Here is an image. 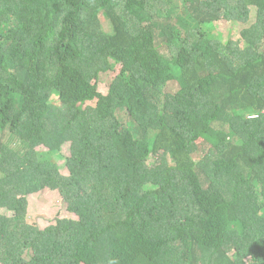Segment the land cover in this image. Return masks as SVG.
I'll list each match as a JSON object with an SVG mask.
<instances>
[{
  "label": "trees",
  "instance_id": "16d2710c",
  "mask_svg": "<svg viewBox=\"0 0 264 264\" xmlns=\"http://www.w3.org/2000/svg\"><path fill=\"white\" fill-rule=\"evenodd\" d=\"M183 2L0 0V264H264V0Z\"/></svg>",
  "mask_w": 264,
  "mask_h": 264
},
{
  "label": "rangeland",
  "instance_id": "374dc122",
  "mask_svg": "<svg viewBox=\"0 0 264 264\" xmlns=\"http://www.w3.org/2000/svg\"><path fill=\"white\" fill-rule=\"evenodd\" d=\"M177 13L183 17V20L192 23L193 20L188 16L186 7L183 0H177L176 3ZM256 18V9L252 8V14L249 22H232L228 20L221 19L214 23L205 24L202 26L205 34L213 39L220 40L224 44L229 41L236 43L239 41L241 36V31L245 27H248ZM103 28L111 32L113 30L112 23L108 15L103 13L101 15ZM243 46L244 43L240 42ZM115 72H119L120 64L114 61ZM115 73V74H116ZM99 89L102 93L107 94L110 90V85L108 83H99ZM120 135L122 139L126 142L132 141V134L129 130L125 128H120ZM40 153L47 154V148H42L39 150ZM69 146L63 148V154H69ZM29 199V214L28 219L31 223H35L40 228H45L50 224H55L58 222H64V220L72 219L75 220L78 217L76 214L71 212L68 207V203L63 199L60 192L53 190L51 188H45L39 192L30 194ZM128 218V222H129ZM153 235V234H152Z\"/></svg>",
  "mask_w": 264,
  "mask_h": 264
}]
</instances>
